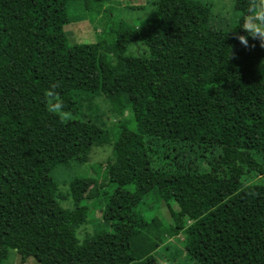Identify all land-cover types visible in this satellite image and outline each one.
I'll return each mask as SVG.
<instances>
[{
    "label": "trees",
    "instance_id": "obj_1",
    "mask_svg": "<svg viewBox=\"0 0 264 264\" xmlns=\"http://www.w3.org/2000/svg\"><path fill=\"white\" fill-rule=\"evenodd\" d=\"M74 1L102 14L106 0H0V264L12 251L20 264H164L156 255L159 221L140 210L148 201L157 210L177 205L173 236L184 235L198 264H264L261 41L242 45L238 37L247 34L237 23L213 28L209 5L157 1L141 26L120 23L106 33L119 52L108 76L119 64L128 73L130 113L107 131L66 117L83 107L71 99L87 88L90 65L79 59L99 62L107 40L69 44L64 28ZM235 10L246 15L249 0H236ZM134 44L149 55L127 56ZM110 101L121 108L120 97ZM107 145L114 160L101 182L72 180L74 208H63L52 172L88 164L93 149ZM246 174L263 182L245 186ZM104 187H116L103 208L112 231L82 243L83 203L100 199Z\"/></svg>",
    "mask_w": 264,
    "mask_h": 264
},
{
    "label": "rangeland",
    "instance_id": "obj_2",
    "mask_svg": "<svg viewBox=\"0 0 264 264\" xmlns=\"http://www.w3.org/2000/svg\"><path fill=\"white\" fill-rule=\"evenodd\" d=\"M159 0H106L103 4V13L88 12L81 1L71 2L68 6V17L72 23L65 26L64 31L68 37L71 46L100 43L106 38L105 47L100 51L98 61L90 57L83 56L79 59L81 65L86 66L85 76L82 78L83 86L79 94H75L74 103L76 106L83 105L79 114H70L66 117L82 119L98 123L107 131L115 130L116 126L130 117L125 96L128 92V73L122 69V64L118 65V71L110 79L109 70L113 65L118 64L117 57L119 52L113 45L106 33L111 29H116L120 23H125L130 27L137 28L143 22L151 19L157 12L156 2ZM202 4L209 5L211 8V26L217 30H228L236 25L237 21L245 16L235 10L236 0H195ZM149 49L144 44L130 45L127 51L129 57L148 56ZM90 59V60H89ZM91 61H94L93 64ZM99 63V65H98ZM97 65L96 69H93ZM101 70H100V68ZM120 97L121 108L116 110L115 104L110 99ZM95 103L89 107L88 103ZM56 108V106L54 105ZM135 129V125H131ZM217 155V154H216ZM114 160L112 145L104 147H95L91 154L88 164H73L72 167H59L52 172L53 179L59 184L58 193L61 195V206L65 209H73L74 202L68 198L69 187L72 180L77 177H85L102 180V171ZM263 181L255 174H246L243 178V185L261 184ZM116 187H104L100 190V199L88 200L83 203L89 209L88 221L77 230L78 239L83 241L93 237L96 234L112 231L110 224L103 220V208L106 204L107 194ZM149 208L145 204L140 210L149 220L157 218L159 221L158 231L161 236V246L157 252V257L164 264H198L191 259L185 252L184 235L173 236L172 213L177 212V205L172 203L171 208L165 203L159 204V209L152 208V201ZM178 254V256H177ZM3 264H20L16 252L12 251L8 260ZM25 264H38L35 259L30 258Z\"/></svg>",
    "mask_w": 264,
    "mask_h": 264
},
{
    "label": "clouds",
    "instance_id": "obj_3",
    "mask_svg": "<svg viewBox=\"0 0 264 264\" xmlns=\"http://www.w3.org/2000/svg\"><path fill=\"white\" fill-rule=\"evenodd\" d=\"M237 24L247 34L238 37L242 45H246L247 38L251 37L258 38L264 47V0H249V11L237 21Z\"/></svg>",
    "mask_w": 264,
    "mask_h": 264
}]
</instances>
